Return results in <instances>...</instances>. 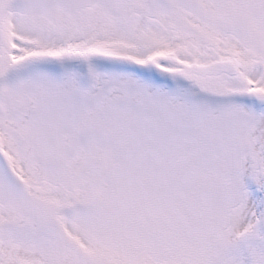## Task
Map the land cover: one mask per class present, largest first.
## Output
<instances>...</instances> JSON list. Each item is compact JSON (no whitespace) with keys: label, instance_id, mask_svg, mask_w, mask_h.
<instances>
[{"label":"snow or ice","instance_id":"6c2138e0","mask_svg":"<svg viewBox=\"0 0 264 264\" xmlns=\"http://www.w3.org/2000/svg\"><path fill=\"white\" fill-rule=\"evenodd\" d=\"M0 264H264V0H0Z\"/></svg>","mask_w":264,"mask_h":264}]
</instances>
